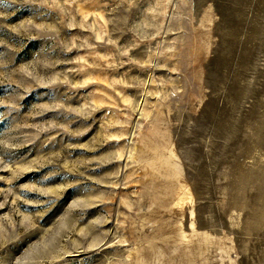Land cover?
<instances>
[{
    "label": "rangeland",
    "instance_id": "1",
    "mask_svg": "<svg viewBox=\"0 0 264 264\" xmlns=\"http://www.w3.org/2000/svg\"><path fill=\"white\" fill-rule=\"evenodd\" d=\"M0 264H264V0H0Z\"/></svg>",
    "mask_w": 264,
    "mask_h": 264
}]
</instances>
